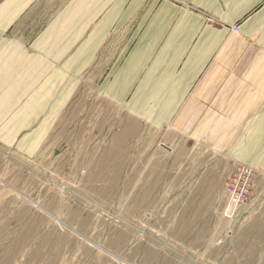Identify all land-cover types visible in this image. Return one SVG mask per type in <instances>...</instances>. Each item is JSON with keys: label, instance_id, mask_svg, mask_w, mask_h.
Returning a JSON list of instances; mask_svg holds the SVG:
<instances>
[{"label": "crops", "instance_id": "crops-1", "mask_svg": "<svg viewBox=\"0 0 264 264\" xmlns=\"http://www.w3.org/2000/svg\"><path fill=\"white\" fill-rule=\"evenodd\" d=\"M88 75L132 122L264 178V0H0V156L49 152Z\"/></svg>", "mask_w": 264, "mask_h": 264}, {"label": "rangeland", "instance_id": "rangeland-1", "mask_svg": "<svg viewBox=\"0 0 264 264\" xmlns=\"http://www.w3.org/2000/svg\"><path fill=\"white\" fill-rule=\"evenodd\" d=\"M89 75L49 152L0 156V264H264V178L226 214L228 157L132 122Z\"/></svg>", "mask_w": 264, "mask_h": 264}, {"label": "built area", "instance_id": "built-area-1", "mask_svg": "<svg viewBox=\"0 0 264 264\" xmlns=\"http://www.w3.org/2000/svg\"><path fill=\"white\" fill-rule=\"evenodd\" d=\"M237 26L232 27L236 32ZM236 174L226 188V214L234 215L238 209L245 206L250 199V189L253 182V170L246 165H233Z\"/></svg>", "mask_w": 264, "mask_h": 264}, {"label": "bare ground", "instance_id": "bare-ground-1", "mask_svg": "<svg viewBox=\"0 0 264 264\" xmlns=\"http://www.w3.org/2000/svg\"><path fill=\"white\" fill-rule=\"evenodd\" d=\"M203 202V201H202ZM36 206V205H35ZM136 212V211H135ZM143 218V217H142ZM56 221H58L57 219H55ZM125 236V235H124ZM109 238H111V237H109ZM124 238V237H123ZM118 239V238H117ZM120 240V239H119ZM122 240V239H121ZM117 241V240H116ZM119 243V242H118ZM124 243V242H123ZM152 252V251H151ZM150 252V253H151ZM147 254V253H146ZM154 255H155V253H154ZM144 257H146V255L144 256ZM143 259V258H142ZM144 260V259H143ZM164 264H165V262H164Z\"/></svg>", "mask_w": 264, "mask_h": 264}, {"label": "water", "instance_id": "water-1", "mask_svg": "<svg viewBox=\"0 0 264 264\" xmlns=\"http://www.w3.org/2000/svg\"><path fill=\"white\" fill-rule=\"evenodd\" d=\"M161 146H162V145H161ZM162 148H164V149L168 150V148H166V147H164V146H162Z\"/></svg>", "mask_w": 264, "mask_h": 264}]
</instances>
